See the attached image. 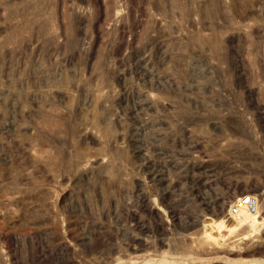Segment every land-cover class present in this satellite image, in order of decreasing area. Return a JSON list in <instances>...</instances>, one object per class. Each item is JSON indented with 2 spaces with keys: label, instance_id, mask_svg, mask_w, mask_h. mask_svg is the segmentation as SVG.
Listing matches in <instances>:
<instances>
[{
  "label": "rangeland",
  "instance_id": "rangeland-1",
  "mask_svg": "<svg viewBox=\"0 0 264 264\" xmlns=\"http://www.w3.org/2000/svg\"><path fill=\"white\" fill-rule=\"evenodd\" d=\"M0 264H264V0H0Z\"/></svg>",
  "mask_w": 264,
  "mask_h": 264
},
{
  "label": "built area",
  "instance_id": "built-area-1",
  "mask_svg": "<svg viewBox=\"0 0 264 264\" xmlns=\"http://www.w3.org/2000/svg\"><path fill=\"white\" fill-rule=\"evenodd\" d=\"M256 202L257 201H255V199L253 197L245 196V197L240 198L235 203H233L230 207V210H231V212H233L235 214H236L237 210H239L240 208H244L248 212H254L256 205H257Z\"/></svg>",
  "mask_w": 264,
  "mask_h": 264
}]
</instances>
